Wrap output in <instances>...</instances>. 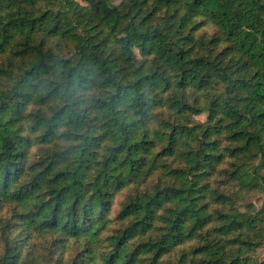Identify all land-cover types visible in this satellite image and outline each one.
Returning a JSON list of instances; mask_svg holds the SVG:
<instances>
[{
    "label": "trees",
    "instance_id": "trees-1",
    "mask_svg": "<svg viewBox=\"0 0 264 264\" xmlns=\"http://www.w3.org/2000/svg\"><path fill=\"white\" fill-rule=\"evenodd\" d=\"M263 166L264 0H0V264H256Z\"/></svg>",
    "mask_w": 264,
    "mask_h": 264
},
{
    "label": "rangeland",
    "instance_id": "rangeland-1",
    "mask_svg": "<svg viewBox=\"0 0 264 264\" xmlns=\"http://www.w3.org/2000/svg\"><path fill=\"white\" fill-rule=\"evenodd\" d=\"M81 3H82V5H85L86 6V4L84 2H81ZM199 120H204V115L201 116V117H199ZM260 160H261L260 159V156H257L255 158V160H254V164H259L260 163ZM261 173L264 175V166L262 168ZM251 199H252L254 205L256 207H259V205L261 204V196L252 197ZM254 261H255L256 264L264 261V244L256 252V255L254 257Z\"/></svg>",
    "mask_w": 264,
    "mask_h": 264
}]
</instances>
